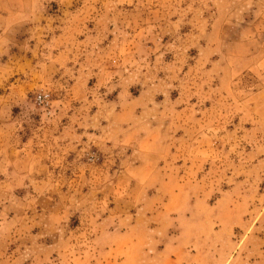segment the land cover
Returning a JSON list of instances; mask_svg holds the SVG:
<instances>
[{
    "label": "rangeland",
    "instance_id": "obj_1",
    "mask_svg": "<svg viewBox=\"0 0 264 264\" xmlns=\"http://www.w3.org/2000/svg\"><path fill=\"white\" fill-rule=\"evenodd\" d=\"M0 264H264V0H0Z\"/></svg>",
    "mask_w": 264,
    "mask_h": 264
},
{
    "label": "built area",
    "instance_id": "obj_2",
    "mask_svg": "<svg viewBox=\"0 0 264 264\" xmlns=\"http://www.w3.org/2000/svg\"><path fill=\"white\" fill-rule=\"evenodd\" d=\"M41 98V97H40Z\"/></svg>",
    "mask_w": 264,
    "mask_h": 264
}]
</instances>
